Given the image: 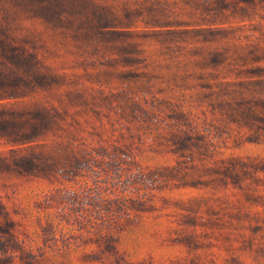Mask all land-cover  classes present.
<instances>
[{"label": "rangeland", "instance_id": "rangeland-1", "mask_svg": "<svg viewBox=\"0 0 264 264\" xmlns=\"http://www.w3.org/2000/svg\"><path fill=\"white\" fill-rule=\"evenodd\" d=\"M0 264H264V0H0Z\"/></svg>", "mask_w": 264, "mask_h": 264}]
</instances>
